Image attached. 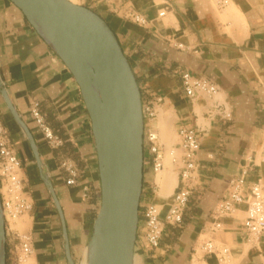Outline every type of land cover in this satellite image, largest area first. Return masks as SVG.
<instances>
[{"label":"crops","instance_id":"crops-1","mask_svg":"<svg viewBox=\"0 0 264 264\" xmlns=\"http://www.w3.org/2000/svg\"><path fill=\"white\" fill-rule=\"evenodd\" d=\"M71 1L99 14L115 32L143 103L162 98L155 103L157 116L145 119V129L158 134L164 150L178 146L183 125L196 129L201 140L183 221L164 223L155 250L145 248L141 240L143 212L149 203L156 204L162 215L167 212L181 187V163L166 156L163 170L154 174L152 156L145 151L137 264H264V232L249 240L243 230L247 204L238 205L231 215L215 212L228 195L230 179L245 172L247 185L264 182V0H229L225 6L221 0ZM132 12L143 15L146 24L130 20ZM185 72L214 82L218 92L186 96ZM0 79L33 133L42 161L41 169L0 93V123L22 162L24 193L32 203L28 213L6 224L7 264L19 251L20 224L32 236L33 253L25 264H69L62 221L43 174L62 207L72 257L81 264L101 205L91 119L68 67L9 0H0ZM33 102L39 103L47 123L62 138L60 148L52 150L44 141L31 114ZM224 109L230 118H224ZM66 159L81 172L74 186L65 182L68 174L61 163ZM207 240L229 248L225 262L217 253L201 250Z\"/></svg>","mask_w":264,"mask_h":264},{"label":"water","instance_id":"water-1","mask_svg":"<svg viewBox=\"0 0 264 264\" xmlns=\"http://www.w3.org/2000/svg\"><path fill=\"white\" fill-rule=\"evenodd\" d=\"M68 67L89 113L97 150L101 205L81 264H134L144 179L145 119L141 88L110 25L71 0H9ZM0 93L25 133L39 167L38 145L2 80ZM60 215L65 251L71 253L64 213L52 183L42 175ZM0 264H7L0 196Z\"/></svg>","mask_w":264,"mask_h":264},{"label":"built area","instance_id":"built-area-1","mask_svg":"<svg viewBox=\"0 0 264 264\" xmlns=\"http://www.w3.org/2000/svg\"><path fill=\"white\" fill-rule=\"evenodd\" d=\"M229 0H221V6L227 5ZM164 12L160 13V16ZM128 18L138 25H145L146 19L143 15L132 12ZM181 46V45H180ZM185 94L194 97L199 93L215 95L218 86L204 77L193 76L189 72L182 74ZM162 98L156 96L152 102L143 103L144 119L152 120L157 116L155 103H160ZM224 118H230L226 109L222 110ZM31 114L37 129L50 149L56 150L63 145L62 138L57 135L47 123L40 110L38 102L31 104ZM179 143L167 151L159 142L158 134L151 129L144 133V157L145 151L152 156V170L158 174L164 168L165 158L168 156L176 163L180 159L181 167L179 178L181 187L173 195V201L167 212L162 215L156 204L146 205L143 216L144 225L141 230V240L144 247L155 250L160 246L164 223L178 225L183 221L184 211L193 191L194 173L196 169L195 157L200 150L201 140L196 129L190 126H180L178 129ZM181 152V158L179 153ZM144 163V164H145ZM22 162L14 148L9 145L8 131L0 123V196L2 201L3 214L6 224L16 221L19 217L32 209V203L24 193V182L20 176ZM61 168L67 172L65 182L68 186L76 185L81 177L80 169L70 159L61 163ZM246 187L248 188L246 190ZM229 192L226 198L216 207L218 215H231L237 210V206L246 203V217L243 223V230L249 240H257L264 232V182L253 181L247 185L245 172L239 177L230 179L228 184ZM218 227V225L216 226ZM138 234V231H137ZM19 251L12 264H25L33 253L32 236L27 232H17ZM205 254L217 253L221 261L225 262L229 257L228 247H218L214 241L207 240L201 245Z\"/></svg>","mask_w":264,"mask_h":264},{"label":"rangeland","instance_id":"rangeland-1","mask_svg":"<svg viewBox=\"0 0 264 264\" xmlns=\"http://www.w3.org/2000/svg\"><path fill=\"white\" fill-rule=\"evenodd\" d=\"M169 159H170V158L168 157V160H169ZM17 228H18L21 232H24V231H23V226H22L21 224L18 225Z\"/></svg>","mask_w":264,"mask_h":264},{"label":"bare ground","instance_id":"bare-ground-1","mask_svg":"<svg viewBox=\"0 0 264 264\" xmlns=\"http://www.w3.org/2000/svg\"><path fill=\"white\" fill-rule=\"evenodd\" d=\"M134 264H137V262L135 261V263Z\"/></svg>","mask_w":264,"mask_h":264}]
</instances>
